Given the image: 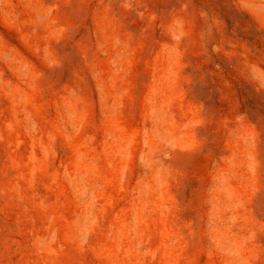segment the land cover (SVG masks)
I'll list each match as a JSON object with an SVG mask.
<instances>
[{
  "label": "rangeland",
  "instance_id": "obj_1",
  "mask_svg": "<svg viewBox=\"0 0 264 264\" xmlns=\"http://www.w3.org/2000/svg\"><path fill=\"white\" fill-rule=\"evenodd\" d=\"M0 264H264V0H0Z\"/></svg>",
  "mask_w": 264,
  "mask_h": 264
}]
</instances>
